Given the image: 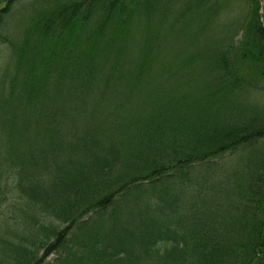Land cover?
Segmentation results:
<instances>
[{"label": "trees", "instance_id": "16d2710c", "mask_svg": "<svg viewBox=\"0 0 264 264\" xmlns=\"http://www.w3.org/2000/svg\"><path fill=\"white\" fill-rule=\"evenodd\" d=\"M21 1L0 0V263L264 264V0L224 22L219 0H68L31 45ZM11 205L52 215L21 230Z\"/></svg>", "mask_w": 264, "mask_h": 264}, {"label": "rangeland", "instance_id": "374dc122", "mask_svg": "<svg viewBox=\"0 0 264 264\" xmlns=\"http://www.w3.org/2000/svg\"><path fill=\"white\" fill-rule=\"evenodd\" d=\"M68 0H22L21 3L18 4V6L15 8L17 9L15 13H13L14 17L10 20V32L11 35L15 38L17 41H23L24 43L27 42L29 45L33 43V40L30 38V28L33 23V20L38 18L46 9H52L56 4L62 3ZM217 2L218 0H214ZM221 3V6L223 7V13L222 17L224 21H227L228 19L226 17L233 18V16H242L244 12H247L249 5L244 0H219ZM227 6V7H224ZM261 14H262V20L264 23V1H261ZM222 9V8H221ZM8 48L9 51L4 55L3 58H8L12 56H16L15 52L19 53L20 50H12L11 47H5ZM13 51V54H12ZM7 56V57H5ZM30 57V55H28ZM233 160V159H232ZM231 160V161H232ZM231 165H236V167L243 166L242 158L235 159ZM124 203L123 200L117 201V203ZM14 212H17L18 214H21L22 218V224H21V230L25 229L27 225L31 223V217L33 215H37L40 218H51L52 213H46L41 211L39 208L40 206L29 207L26 209V211H22L19 206L11 205ZM36 210V211H35ZM135 213L134 215H131L132 218H135L137 216V213L135 211H132ZM117 217L120 215H125L127 218L130 217L129 212H113ZM9 231H1L0 236H8L9 238L12 237V233H8ZM1 238V237H0ZM1 264V263H0ZM43 264H59L54 259V255L50 254L45 258L43 261Z\"/></svg>", "mask_w": 264, "mask_h": 264}]
</instances>
